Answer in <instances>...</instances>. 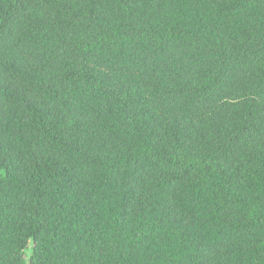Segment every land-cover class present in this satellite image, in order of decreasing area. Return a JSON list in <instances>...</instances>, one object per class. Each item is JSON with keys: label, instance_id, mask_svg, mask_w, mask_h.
Returning <instances> with one entry per match:
<instances>
[{"label": "trees", "instance_id": "obj_1", "mask_svg": "<svg viewBox=\"0 0 264 264\" xmlns=\"http://www.w3.org/2000/svg\"><path fill=\"white\" fill-rule=\"evenodd\" d=\"M0 264H264V0H0Z\"/></svg>", "mask_w": 264, "mask_h": 264}]
</instances>
